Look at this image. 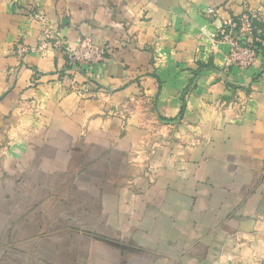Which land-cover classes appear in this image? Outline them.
<instances>
[{
  "label": "crops",
  "instance_id": "obj_1",
  "mask_svg": "<svg viewBox=\"0 0 264 264\" xmlns=\"http://www.w3.org/2000/svg\"><path fill=\"white\" fill-rule=\"evenodd\" d=\"M0 264H264V0H0Z\"/></svg>",
  "mask_w": 264,
  "mask_h": 264
},
{
  "label": "built area",
  "instance_id": "obj_2",
  "mask_svg": "<svg viewBox=\"0 0 264 264\" xmlns=\"http://www.w3.org/2000/svg\"><path fill=\"white\" fill-rule=\"evenodd\" d=\"M208 15H213L210 10ZM256 20L255 13L247 12L237 21H223L222 28L219 31L221 41L229 45V52L226 56V66H232L239 70H245L252 67L256 61L257 47L248 43L257 29L252 25ZM53 48L61 50L71 67H94L100 64L108 52V46L94 44V42L85 38L75 47H69L66 43L53 36L51 33L44 32V40L40 43V49ZM27 49L22 52L27 53Z\"/></svg>",
  "mask_w": 264,
  "mask_h": 264
},
{
  "label": "trees",
  "instance_id": "obj_3",
  "mask_svg": "<svg viewBox=\"0 0 264 264\" xmlns=\"http://www.w3.org/2000/svg\"><path fill=\"white\" fill-rule=\"evenodd\" d=\"M252 25L257 29V22L253 21ZM253 34L255 35V32Z\"/></svg>",
  "mask_w": 264,
  "mask_h": 264
}]
</instances>
